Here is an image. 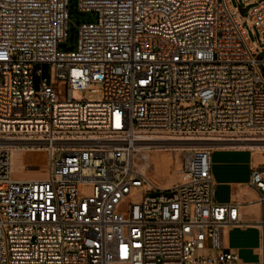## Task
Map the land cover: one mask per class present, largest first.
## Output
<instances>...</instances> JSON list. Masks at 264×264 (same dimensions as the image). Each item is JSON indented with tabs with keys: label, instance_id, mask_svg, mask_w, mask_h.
<instances>
[{
	"label": "built area",
	"instance_id": "2783aa9c",
	"mask_svg": "<svg viewBox=\"0 0 264 264\" xmlns=\"http://www.w3.org/2000/svg\"><path fill=\"white\" fill-rule=\"evenodd\" d=\"M78 6L96 20L67 49L68 0H0V264H264V163L251 175L262 205L251 262L228 246L226 230L245 223L239 203L216 201L212 170L220 144L264 143V55L239 11L230 0ZM250 17L264 32V0ZM163 137L203 145L161 188L138 152ZM17 149L34 176L14 173Z\"/></svg>",
	"mask_w": 264,
	"mask_h": 264
},
{
	"label": "rangeland",
	"instance_id": "374dc122",
	"mask_svg": "<svg viewBox=\"0 0 264 264\" xmlns=\"http://www.w3.org/2000/svg\"><path fill=\"white\" fill-rule=\"evenodd\" d=\"M231 5L237 9L240 13V6L246 8L245 13H240V19L244 27L245 33L248 39L256 47V49L264 55V32L260 31L254 24L252 18L250 17L251 9L259 4L260 0H230ZM79 0H68V11H69V21H68V38L66 41L67 47L74 46L78 44L79 40V25L87 22H93L96 20V14L93 12L81 11L79 9ZM146 21L151 24L159 23V14L154 13L150 15ZM43 69L46 74H50L51 68L49 65H44ZM60 93L64 92V88L59 89ZM75 96L79 97L78 93L75 92ZM88 97H97L98 94L89 93ZM177 140L169 139V137L158 138L154 142H175ZM188 149L180 150H165L157 149L152 147L149 152L152 156V164L147 168V175L152 179L154 175L165 184L166 187L171 186L173 183L183 179L184 175L182 172L183 159ZM146 149L138 152V162L142 169V164L144 168V159H140L142 153H145ZM172 153V154H170ZM219 156L223 160H233L239 161H249L252 156L249 151H239V152H226L220 153ZM264 156V150L259 152L257 158ZM22 157L23 151L17 149L13 154V170L16 175L34 176L33 173H24L22 171ZM172 157V161H171ZM243 169L244 166H239ZM143 170V169H142ZM152 194H156L153 192ZM232 243L234 249L241 247L242 256L245 259H255L257 253L256 248L260 246V230L257 227H248L243 230L233 229L232 231ZM209 251L200 250L197 252L198 256L207 255Z\"/></svg>",
	"mask_w": 264,
	"mask_h": 264
},
{
	"label": "crops",
	"instance_id": "0c3cea01",
	"mask_svg": "<svg viewBox=\"0 0 264 264\" xmlns=\"http://www.w3.org/2000/svg\"><path fill=\"white\" fill-rule=\"evenodd\" d=\"M226 152L249 151L252 158L249 161L223 160L219 154ZM255 149L245 147H218L212 151L213 174L217 182L215 198L219 203L237 202L240 204V219L245 223L241 226L230 227L226 230L228 246L238 253L243 261L251 262L255 259H245L242 256L241 247L234 249L232 243V231L243 230L248 227H256L254 222L262 216V205L259 202L260 192L251 185L252 168L258 163H264V156L260 158ZM244 166L240 169L239 166ZM258 247L256 248L257 251ZM255 256H258L257 253Z\"/></svg>",
	"mask_w": 264,
	"mask_h": 264
},
{
	"label": "bare ground",
	"instance_id": "6f19581e",
	"mask_svg": "<svg viewBox=\"0 0 264 264\" xmlns=\"http://www.w3.org/2000/svg\"><path fill=\"white\" fill-rule=\"evenodd\" d=\"M169 139H179V138H169ZM150 141H142L140 148H139V152H141V150L146 149L145 153H142L140 156V159H144L145 163H144V168H143V164H142V169L147 172V168L150 167L152 164H154L152 162V156L149 152V150L154 147L157 149H165V150H174V149H180V150H185V149H191L195 146H200L203 145L200 142H184V141H175L173 143L171 142H154V138H150L148 139ZM220 147H236L235 144H231V143H223L219 145ZM249 146L250 149H255V151L257 153H259L261 150H264V143H260V144H251V145H242V147H246ZM172 154V153H170ZM139 155V154H138ZM172 157H171V161H172ZM151 168V167H150ZM151 179V178H150ZM151 181L153 183H155L158 187L164 188L166 187L165 184L163 182H161V180H159L155 175L154 178L151 179Z\"/></svg>",
	"mask_w": 264,
	"mask_h": 264
},
{
	"label": "water",
	"instance_id": "95a60500",
	"mask_svg": "<svg viewBox=\"0 0 264 264\" xmlns=\"http://www.w3.org/2000/svg\"><path fill=\"white\" fill-rule=\"evenodd\" d=\"M245 10H246V8L240 6V13L241 14H244L245 13ZM61 47L62 48H67V49H72L73 48V46L67 47V44L66 43H62L61 44Z\"/></svg>",
	"mask_w": 264,
	"mask_h": 264
}]
</instances>
